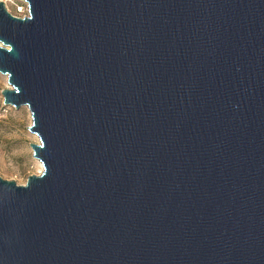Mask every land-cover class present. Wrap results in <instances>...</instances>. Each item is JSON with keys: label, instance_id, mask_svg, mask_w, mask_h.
<instances>
[{"label": "water", "instance_id": "95a60500", "mask_svg": "<svg viewBox=\"0 0 264 264\" xmlns=\"http://www.w3.org/2000/svg\"><path fill=\"white\" fill-rule=\"evenodd\" d=\"M0 1L26 184L0 264H264V0Z\"/></svg>", "mask_w": 264, "mask_h": 264}, {"label": "rangeland", "instance_id": "374dc122", "mask_svg": "<svg viewBox=\"0 0 264 264\" xmlns=\"http://www.w3.org/2000/svg\"><path fill=\"white\" fill-rule=\"evenodd\" d=\"M14 15L15 11L11 8ZM8 86L7 77L0 74V106L4 102L2 90ZM27 106L16 109L10 106L0 115V176L6 180L26 184L28 177L43 171L42 163L33 156L31 143H39L36 134L29 130L32 124Z\"/></svg>", "mask_w": 264, "mask_h": 264}, {"label": "built area", "instance_id": "2783aa9c", "mask_svg": "<svg viewBox=\"0 0 264 264\" xmlns=\"http://www.w3.org/2000/svg\"><path fill=\"white\" fill-rule=\"evenodd\" d=\"M0 1H3L6 4V7L10 12H11V8H13L15 14H17L16 16L26 17L29 15L28 4L22 0H0ZM9 109L10 106H5L4 103H2V105L0 106V115L7 113Z\"/></svg>", "mask_w": 264, "mask_h": 264}]
</instances>
